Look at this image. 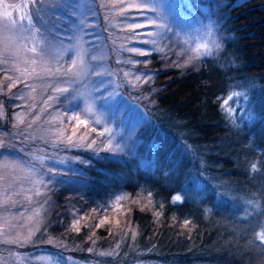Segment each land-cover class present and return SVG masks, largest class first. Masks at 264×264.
<instances>
[{
  "label": "rangeland",
  "instance_id": "rangeland-1",
  "mask_svg": "<svg viewBox=\"0 0 264 264\" xmlns=\"http://www.w3.org/2000/svg\"><path fill=\"white\" fill-rule=\"evenodd\" d=\"M229 1L0 0V264H155L108 261L138 228L128 190H94L86 171L135 152L160 72L220 51ZM220 99L264 129V92Z\"/></svg>",
  "mask_w": 264,
  "mask_h": 264
},
{
  "label": "trees",
  "instance_id": "trees-1",
  "mask_svg": "<svg viewBox=\"0 0 264 264\" xmlns=\"http://www.w3.org/2000/svg\"><path fill=\"white\" fill-rule=\"evenodd\" d=\"M219 17L227 36L216 55L157 75L135 152L86 171L94 190H128L137 224L109 262L264 264V129L229 118L220 99L264 92V0H230Z\"/></svg>",
  "mask_w": 264,
  "mask_h": 264
},
{
  "label": "snow or ice",
  "instance_id": "snow-or-ice-1",
  "mask_svg": "<svg viewBox=\"0 0 264 264\" xmlns=\"http://www.w3.org/2000/svg\"><path fill=\"white\" fill-rule=\"evenodd\" d=\"M135 9H136V11H138V12H145L146 11V6H140V5H135V6H133ZM137 19H139V18H137ZM145 19H148V18H146L145 17ZM3 27H8V25H4ZM138 27H146V25H144V24H138ZM147 27H160V28H162L163 27V25H156V23H155V21L153 20L152 22H151V24H149V25H147ZM148 36H151V33H148L147 34ZM142 42H144V43H149V40H147V39H145V40H143ZM151 43L152 44H155V40L153 39V40H151ZM134 51V50H133ZM75 55H79V53H74ZM72 63L73 64H75V61L73 60L72 61ZM147 74V73H146ZM97 75H99V73H97ZM74 119H79L78 117H74ZM80 123L81 124H86L87 122L86 121H80ZM103 135V134H102ZM69 143H71V140H69ZM175 199L177 200V201H179L181 198L179 197V196H177V197H175ZM186 224H187V222H186ZM260 239H262V240H264V232H261V234H260ZM4 243H9V242H14V241H8V240H4L3 241Z\"/></svg>",
  "mask_w": 264,
  "mask_h": 264
}]
</instances>
